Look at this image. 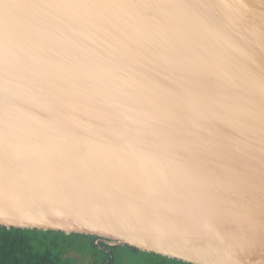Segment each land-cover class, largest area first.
Returning a JSON list of instances; mask_svg holds the SVG:
<instances>
[{
	"label": "water",
	"instance_id": "water-1",
	"mask_svg": "<svg viewBox=\"0 0 264 264\" xmlns=\"http://www.w3.org/2000/svg\"><path fill=\"white\" fill-rule=\"evenodd\" d=\"M0 225L264 264V0H0Z\"/></svg>",
	"mask_w": 264,
	"mask_h": 264
},
{
	"label": "trees",
	"instance_id": "trees-1",
	"mask_svg": "<svg viewBox=\"0 0 264 264\" xmlns=\"http://www.w3.org/2000/svg\"><path fill=\"white\" fill-rule=\"evenodd\" d=\"M71 251L87 255L88 264H191L94 235L0 225V264H75Z\"/></svg>",
	"mask_w": 264,
	"mask_h": 264
},
{
	"label": "rangeland",
	"instance_id": "rangeland-1",
	"mask_svg": "<svg viewBox=\"0 0 264 264\" xmlns=\"http://www.w3.org/2000/svg\"><path fill=\"white\" fill-rule=\"evenodd\" d=\"M69 256L74 260L75 264H88L89 262V257L87 255L85 256V254L83 255L76 251H71ZM137 261L139 262V259H137Z\"/></svg>",
	"mask_w": 264,
	"mask_h": 264
}]
</instances>
